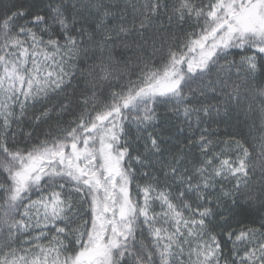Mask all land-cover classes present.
I'll use <instances>...</instances> for the list:
<instances>
[{"label": "snow or ice", "instance_id": "obj_1", "mask_svg": "<svg viewBox=\"0 0 264 264\" xmlns=\"http://www.w3.org/2000/svg\"><path fill=\"white\" fill-rule=\"evenodd\" d=\"M0 264H264V0H0Z\"/></svg>", "mask_w": 264, "mask_h": 264}]
</instances>
